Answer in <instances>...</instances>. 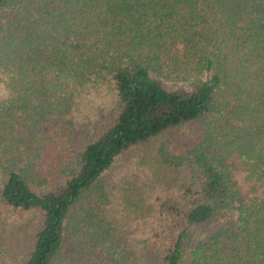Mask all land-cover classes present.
I'll return each instance as SVG.
<instances>
[{
    "label": "trees",
    "instance_id": "trees-1",
    "mask_svg": "<svg viewBox=\"0 0 264 264\" xmlns=\"http://www.w3.org/2000/svg\"><path fill=\"white\" fill-rule=\"evenodd\" d=\"M0 264H264V0H0Z\"/></svg>",
    "mask_w": 264,
    "mask_h": 264
},
{
    "label": "rangeland",
    "instance_id": "rangeland-1",
    "mask_svg": "<svg viewBox=\"0 0 264 264\" xmlns=\"http://www.w3.org/2000/svg\"><path fill=\"white\" fill-rule=\"evenodd\" d=\"M180 83H177L176 86H180ZM170 86V85H169ZM173 86V85H171ZM138 155L131 153L125 159L120 160L116 165L115 168L111 172L108 173V176L114 177V179L119 177L128 176L130 167H132L133 163L135 162ZM231 172L233 175V179L235 180L239 192L242 197H250L252 195L259 194L261 191V186L257 182H253L247 179L246 171L242 167V163L238 158H231L229 160Z\"/></svg>",
    "mask_w": 264,
    "mask_h": 264
}]
</instances>
